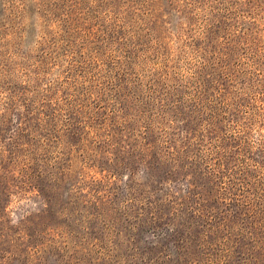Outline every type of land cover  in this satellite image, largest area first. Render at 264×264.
Segmentation results:
<instances>
[{"label":"rangeland","instance_id":"rangeland-1","mask_svg":"<svg viewBox=\"0 0 264 264\" xmlns=\"http://www.w3.org/2000/svg\"><path fill=\"white\" fill-rule=\"evenodd\" d=\"M38 1L0 0V264H264V0L216 48H51Z\"/></svg>","mask_w":264,"mask_h":264},{"label":"trees","instance_id":"trees-1","mask_svg":"<svg viewBox=\"0 0 264 264\" xmlns=\"http://www.w3.org/2000/svg\"><path fill=\"white\" fill-rule=\"evenodd\" d=\"M240 2L39 0L32 14H39L40 43L51 48H165L171 40L197 48L236 47L254 42L251 27L236 24L245 16Z\"/></svg>","mask_w":264,"mask_h":264}]
</instances>
